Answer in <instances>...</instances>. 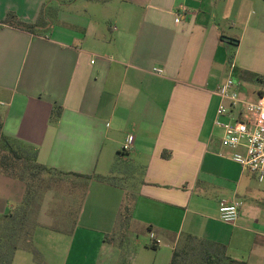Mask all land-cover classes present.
Instances as JSON below:
<instances>
[{
	"label": "crops",
	"instance_id": "0c3cea01",
	"mask_svg": "<svg viewBox=\"0 0 264 264\" xmlns=\"http://www.w3.org/2000/svg\"><path fill=\"white\" fill-rule=\"evenodd\" d=\"M43 6L49 23L35 33L0 27L1 132L67 177L113 175L115 166L101 167L132 135L125 154L139 177L123 228L128 191L92 179L69 230L49 243L37 241L49 231L38 228L40 258L17 250L11 264H170L187 235L264 264V180L231 159L214 124L226 59L233 73L264 76V0H0V22L14 12L35 23ZM244 91L243 100L264 97V88ZM24 192L0 174V219ZM221 199L241 202L234 223L220 221ZM130 233L148 240L126 244Z\"/></svg>",
	"mask_w": 264,
	"mask_h": 264
},
{
	"label": "trees",
	"instance_id": "16d2710c",
	"mask_svg": "<svg viewBox=\"0 0 264 264\" xmlns=\"http://www.w3.org/2000/svg\"><path fill=\"white\" fill-rule=\"evenodd\" d=\"M46 16L44 6L35 23H25L21 21L14 12H9L6 18L0 22V27L7 25L29 33H35L38 29L44 28L47 23H49ZM229 59H231V57H229ZM233 76L239 80H252L256 82L262 81L257 74L246 70L236 71L233 73ZM61 111L62 108L60 106H55L53 108L49 117L51 123L58 122ZM123 153L125 152H120V154ZM37 154V148L18 142L3 134L1 132L0 122V174L18 180L23 183L25 187L22 200L18 204L11 207L9 212L3 215L0 219V229L2 226L6 227L5 230H8V233L6 232V234H9L0 236V249L4 248V250L0 253V264H11L13 256L17 250L30 251L35 256V259L38 260L40 258L35 248L19 247L15 243L16 241L13 234L17 233L18 230L21 231L25 225L30 206L34 201V192L36 187H41L42 184L39 181L45 180L46 177L51 178L54 174L68 176L67 173H61L48 166L40 164L37 160ZM163 156L165 155L163 154ZM70 174V176L77 179L79 178L82 181L83 191L86 189L88 182L92 179L111 184H118L115 172L113 175L108 177H101L94 174ZM133 196L134 195L132 193H126L125 201L121 206L117 218V222L119 224L122 223L127 225L130 220ZM29 240L30 235L28 234L24 237V241L27 243ZM182 242L184 246L182 247L181 244L177 250L173 251L170 264H187L186 256L189 254H196L198 257V259L191 264H245L242 261L226 257L224 245L195 239L194 237L188 235L183 238ZM150 247L155 248L154 243H152Z\"/></svg>",
	"mask_w": 264,
	"mask_h": 264
},
{
	"label": "rangeland",
	"instance_id": "374dc122",
	"mask_svg": "<svg viewBox=\"0 0 264 264\" xmlns=\"http://www.w3.org/2000/svg\"><path fill=\"white\" fill-rule=\"evenodd\" d=\"M50 14L48 15V17ZM232 48V47H231ZM231 59H226L227 61V70H229V65L232 61ZM262 79V81L256 82L252 80H241L240 90L242 88V92L239 91V96H243L245 89H258L264 88V76L258 75ZM235 78V76H234ZM243 81V82H242ZM215 131L219 134L222 131L219 128H216ZM128 155L116 153L115 157L112 159V166L108 171L101 167V171L103 173H109L110 170H113L116 175V181L118 184L123 185L129 193L134 190L137 179L139 177L137 171H134L132 167L128 164ZM80 180V179H79ZM76 180L73 177H67L59 174H54L51 178L46 177L45 180L39 181L41 182V187H36L34 192V201L30 206L25 225L21 231H17L14 233L15 243L19 247L31 248L35 247L40 249L39 246L34 243L35 232L38 228H48L49 231L37 235V241H49V243H54L55 237H57L56 231L67 232L70 228V223L75 218V214L77 211V207L81 200L82 193V181ZM78 181V182H77ZM77 182V185L75 184ZM81 182V184H80ZM51 216V220L47 218V216ZM124 224L120 223L119 227L123 228ZM119 228V231L121 229ZM6 227L2 226L0 229V236L9 235L8 230H5ZM16 229V228H15ZM10 233V232H9ZM30 235L29 242L25 243L24 237ZM136 239V234L130 233L128 240H124L127 243H135V242H147L148 238L146 234H139ZM134 237V238H133ZM133 238V239H132ZM144 240V241H143ZM47 242H42V245H46ZM59 248V247H57ZM4 250L0 249V253ZM43 252V251H42ZM44 252H49V250H45ZM35 257V256H34ZM198 259L196 254H189L186 256V263L191 264L194 263Z\"/></svg>",
	"mask_w": 264,
	"mask_h": 264
},
{
	"label": "built area",
	"instance_id": "2783aa9c",
	"mask_svg": "<svg viewBox=\"0 0 264 264\" xmlns=\"http://www.w3.org/2000/svg\"><path fill=\"white\" fill-rule=\"evenodd\" d=\"M234 64L229 65V75L215 91L219 98L214 124L222 127L223 135L221 143L224 147L234 149L231 159L241 165L258 181L264 180V97H258L255 101H247L239 96L241 81L233 76ZM156 75L163 73L162 69L153 68ZM240 109L235 116L234 109ZM222 116L232 119L229 122H221ZM134 137L128 135L122 146V152L130 151ZM243 149V152L238 149ZM239 200L227 201L221 199L218 204V217L220 221L231 224L238 218ZM152 237V235H151Z\"/></svg>",
	"mask_w": 264,
	"mask_h": 264
},
{
	"label": "water",
	"instance_id": "95a60500",
	"mask_svg": "<svg viewBox=\"0 0 264 264\" xmlns=\"http://www.w3.org/2000/svg\"><path fill=\"white\" fill-rule=\"evenodd\" d=\"M226 41H229V39L228 38H224Z\"/></svg>",
	"mask_w": 264,
	"mask_h": 264
}]
</instances>
